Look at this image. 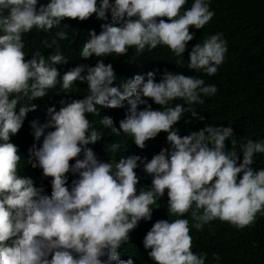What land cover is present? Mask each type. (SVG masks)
<instances>
[{"label":"clouds","instance_id":"9594fccd","mask_svg":"<svg viewBox=\"0 0 264 264\" xmlns=\"http://www.w3.org/2000/svg\"><path fill=\"white\" fill-rule=\"evenodd\" d=\"M236 3L0 0V264H264V86L212 113L264 76Z\"/></svg>","mask_w":264,"mask_h":264},{"label":"trees","instance_id":"16d2710c","mask_svg":"<svg viewBox=\"0 0 264 264\" xmlns=\"http://www.w3.org/2000/svg\"><path fill=\"white\" fill-rule=\"evenodd\" d=\"M248 9L244 4V0H238L233 13H231V10L227 6L222 5L217 16V24L224 28L230 36H241ZM231 14L232 17L230 16ZM263 14L264 12L260 16ZM260 16L259 19L257 18L254 21L252 32L248 36L241 38L243 41L241 44L244 45L239 48L238 58L240 60H246L249 53L251 52L252 54L257 44L264 41V22ZM254 57L256 62L264 64V50L255 51ZM231 82L235 86H231L221 93L219 99L212 105V113L220 114L231 121H237L243 114L249 112L260 113V104L252 97L250 98L240 88L244 87L246 83L254 84L255 88L258 87V83L264 86L263 73L252 70V76L250 77L240 75L237 71L233 70L231 72ZM261 121L260 128L256 132L257 134L264 135V119Z\"/></svg>","mask_w":264,"mask_h":264}]
</instances>
